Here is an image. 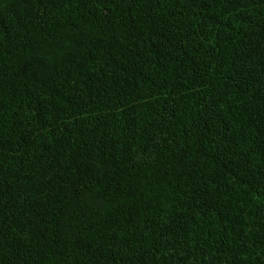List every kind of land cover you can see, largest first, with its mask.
I'll use <instances>...</instances> for the list:
<instances>
[{
	"label": "trees",
	"instance_id": "trees-1",
	"mask_svg": "<svg viewBox=\"0 0 264 264\" xmlns=\"http://www.w3.org/2000/svg\"><path fill=\"white\" fill-rule=\"evenodd\" d=\"M0 264H264V0H0Z\"/></svg>",
	"mask_w": 264,
	"mask_h": 264
}]
</instances>
